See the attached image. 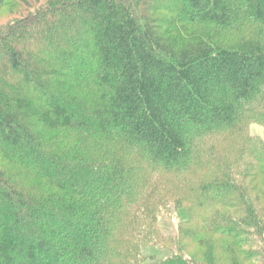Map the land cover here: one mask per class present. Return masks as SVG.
<instances>
[{
	"label": "trees",
	"instance_id": "1",
	"mask_svg": "<svg viewBox=\"0 0 264 264\" xmlns=\"http://www.w3.org/2000/svg\"><path fill=\"white\" fill-rule=\"evenodd\" d=\"M0 264H264V0H0Z\"/></svg>",
	"mask_w": 264,
	"mask_h": 264
},
{
	"label": "rangeland",
	"instance_id": "2",
	"mask_svg": "<svg viewBox=\"0 0 264 264\" xmlns=\"http://www.w3.org/2000/svg\"><path fill=\"white\" fill-rule=\"evenodd\" d=\"M11 18L12 17L9 15V13H6V12L2 13L0 15V25L8 22L9 20H11ZM252 132L253 134L260 135L264 138V128L263 127L258 126V125H253Z\"/></svg>",
	"mask_w": 264,
	"mask_h": 264
}]
</instances>
